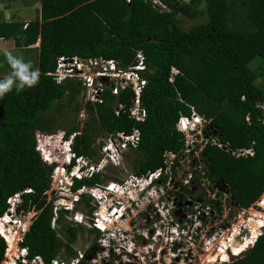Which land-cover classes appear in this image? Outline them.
Segmentation results:
<instances>
[{"label":"trees","instance_id":"obj_1","mask_svg":"<svg viewBox=\"0 0 264 264\" xmlns=\"http://www.w3.org/2000/svg\"><path fill=\"white\" fill-rule=\"evenodd\" d=\"M15 1L39 2L37 14L25 27L24 20L0 19V38L12 39L22 49L38 43L33 68H39L40 79L34 87L19 93L13 89L0 97V216L10 195L31 188L21 195L18 207L36 211L21 242L28 258L40 256L50 263L62 248L68 256L76 254L72 243L80 227L65 224L67 211H59L61 229L51 226L53 201L46 191L53 165L42 161L35 139L36 132L51 130L53 104L64 97L71 103L82 88L80 80L56 83L48 74L60 56L114 59L121 68L135 64L138 51L144 57V70H137L144 78L140 95L144 119L129 116L135 97L131 87L117 94L104 89L101 102L86 104L89 119L72 145L77 154H95L93 135L129 133L136 127L139 166L142 171L153 170L163 164L166 151L183 155L184 134L175 123L180 115L195 111L208 121L205 135L228 142L232 149H253L252 155L235 157L207 143L199 160L211 181L227 183L233 201L243 207L264 192V110L260 107L264 78L259 79L264 74V0H236L241 10L235 0H159L164 8L150 0H0L8 6ZM201 1L204 7L197 10L194 4ZM199 14H205L206 20L182 28L180 16ZM252 62L259 64L258 71ZM11 71L10 67L8 74ZM118 104L123 108L116 114ZM70 109L77 113L80 105ZM73 131H77L75 124L62 138ZM101 180L95 174L76 180L73 188ZM82 202L90 207L84 197ZM91 231L98 235L97 230ZM5 249L0 236V263ZM221 264H264V233L242 257Z\"/></svg>","mask_w":264,"mask_h":264},{"label":"built area","instance_id":"obj_2","mask_svg":"<svg viewBox=\"0 0 264 264\" xmlns=\"http://www.w3.org/2000/svg\"><path fill=\"white\" fill-rule=\"evenodd\" d=\"M150 1L165 7L159 0ZM135 56L137 62L127 68H121L114 59L60 56L55 70L48 74L56 83H62L66 78L80 80L82 88L79 94L85 104L101 102V94L106 88L117 94L121 89L131 87L135 97L133 106L128 109L129 116L143 120L146 112L141 106L140 95L144 78L136 69L144 67V57L140 51ZM260 107L264 110V104ZM122 108L118 104L115 113L118 114ZM207 123L195 111L189 116L180 115L175 128L184 134L183 155L166 151L163 164L147 171L141 170L139 157L134 158L133 169L126 168L115 178L103 177L108 167H123L127 151L139 154L136 149L140 132L136 127L129 133L115 131L103 134L97 140L100 155L93 145L94 155L77 154L73 150L79 131L63 138L66 133L56 137L49 131L36 132V150L42 161L48 165L59 161L52 169L50 187L46 191L55 196L51 226L59 229V211L68 210L80 202V194L83 193L89 197L91 211L83 213L77 210L72 216L67 212L66 221L70 225L82 224L98 231L95 247L89 254L86 250L79 251L67 260L53 258L50 264H193L200 256L203 259L199 264H215L222 261H208L207 258L231 248V244H245L242 252L252 247L256 237L264 233V222L260 224L257 219L259 227L255 236H251L247 223L253 212H264V192L250 206H239L233 201L227 183L212 182L206 175L199 155L207 143L215 144L235 157L252 155L253 149H232L228 142L205 135ZM72 158L74 162L70 161ZM83 164L86 165L84 172L79 169ZM94 173L100 175L102 180L99 183L72 189V176L84 174L91 177ZM24 191H31V188ZM67 195L70 200L66 199ZM20 196L21 192H15L7 198L9 209L20 200ZM31 212L36 213L34 210ZM4 216L0 217V223ZM235 232V241H232ZM22 238V235L18 237L17 246ZM8 249L9 242L5 255ZM10 263L31 264L19 254L3 259V264Z\"/></svg>","mask_w":264,"mask_h":264},{"label":"rangeland","instance_id":"obj_3","mask_svg":"<svg viewBox=\"0 0 264 264\" xmlns=\"http://www.w3.org/2000/svg\"><path fill=\"white\" fill-rule=\"evenodd\" d=\"M236 1V0H235ZM2 7V5L0 4V8ZM39 7V2H34L32 4L26 5L23 2L20 1H15L13 2L10 6H8L7 8L9 9L8 12L10 10H13L12 12L15 13L13 14L16 18H19L20 16L25 17L27 16V18H33L35 16V14H37V9ZM194 7L197 10H201L204 7V1H201L199 3L194 4ZM235 7L237 8V10H241V7L238 6V2L236 1V5ZM12 13H9L8 15H4V17H8L10 16ZM9 18V17H8ZM206 20V15L205 14H199L197 16H195L194 18H186L184 16H180V24L182 26V28L184 30L189 29L190 27H192L193 25L199 23V22H203ZM238 19H236L237 21ZM37 49L34 48L31 51H29L28 53H20V51H17L13 56L16 57H22L26 62L27 61H31L32 65L34 63H36L37 61ZM1 59V58H0ZM251 67L254 68L255 70H259V64L256 62H252ZM259 73V72H258ZM264 78V74H259V79ZM68 98L65 97L64 99L56 102L55 104H53V109L50 111L49 116L50 118H52V120H54L53 124H52V128L51 130H49L51 135H54L56 137H60L63 134H65L67 132V129L72 126V125H76L77 126V131L82 132L83 128L86 126V122L89 119V110L86 107V104L83 100V98H81V94L78 93V95L75 97V99L69 103L68 102ZM73 104H79L80 105V110L76 113L74 111H72L70 109V106H72ZM58 106H60L61 108L59 109ZM102 134H96L93 135V142L92 145L94 146L95 151H97V154H101L99 152V147L97 145V140H100ZM190 137V136H189ZM92 147V146H91ZM139 157V154H134L132 151H127L125 153V157L123 158V167H108V169L106 170V173H104V178H109V177H118L119 175H121L124 172V169H133V162H134V158ZM48 195H47V199L50 200L53 198V195L50 193V191H48ZM56 195V194H55ZM85 199H87V201L89 202V197L86 198V196H84ZM55 198V196H54ZM76 209L85 213L86 210L89 211V207L84 203V202H78L76 204ZM33 212H26L24 215L20 216L22 225H29L31 222V216L33 215ZM65 221H66V217H65ZM65 224H68L67 221L65 222ZM70 225V224H69ZM71 225L73 226H77L80 227L77 233V238L75 240V242L72 243V248L73 250L76 252V254L79 251H85L88 248H90V246L95 247L96 244V236H95V232L91 231L90 229L86 228L85 226H83L82 224H77V223H72ZM59 228L61 229L62 226L60 225ZM15 230L17 231V233L13 232L11 230V233L9 234L10 240H14L13 243L11 242L9 245V255H5V258H13V256H17V254H19V247L16 244V241L18 239V237L20 235H22V232L18 230V228L16 227ZM74 256V255H73ZM58 257L62 258L64 260H67L69 258H72V256H68L65 252V250L62 248L59 253H58ZM203 256H200V259L196 258V260L193 262V264H199V260H202ZM186 262H188V260H186ZM219 262H216L215 264H218ZM0 264H3V260ZM189 264V263H187ZM200 264H204V263H200Z\"/></svg>","mask_w":264,"mask_h":264},{"label":"clouds","instance_id":"obj_4","mask_svg":"<svg viewBox=\"0 0 264 264\" xmlns=\"http://www.w3.org/2000/svg\"><path fill=\"white\" fill-rule=\"evenodd\" d=\"M5 55L7 57L8 63L10 65L12 71L10 72V74H8L5 77H3V79H0V97H3L6 93H9V92L13 91V89H15L17 93H19V92L23 91L26 87H34L35 85H37L39 83L40 70H39V68H33V65H32L31 61H27L26 62L22 57L13 56L9 52H6ZM144 67L142 69H136V70H144ZM70 161L74 162V158L70 159ZM58 162L59 161H54V163L52 164L53 167ZM85 167H86V165L83 164V165H80L79 169L82 172H84ZM95 174H97V173H94V175ZM91 177H88V176L82 174L79 177L72 176V180L75 183L76 180H83V179L91 178ZM73 186H72V189L75 190L76 188L74 189ZM146 186L148 187V185H146ZM19 192H21V195H22L26 191L23 190V191H19ZM28 192H30V191H28ZM80 196H81L80 200L82 201V198L85 196V194L82 193V194H80ZM65 197H66L67 200L71 199V197L69 195H67ZM52 201H53V205H54V196L52 198ZM21 202H22V197L20 196V200L17 201L16 204L11 206L10 209H9L10 204L7 202L8 203V207H7L6 211L1 215V216L6 215V216H4L5 219H3L2 223H0V236H2L3 239L6 242V248H7V242H9V241L5 237V233H4L5 230H6V232H10L11 233V230H12L13 232L17 233V231L15 230V228L17 227L18 230L22 232V237H23L24 233L26 232V230L28 229V227L30 225V224L29 225H27V224L26 225H22L20 216L24 215L26 212H30V211H33V210H28V211L22 212L21 211L22 209H18V207L20 206ZM77 203L78 202H76L72 208H70L68 210H66V209H64V210H66L72 216L74 214V212L77 211V209H76V204ZM33 216L34 215H32L30 217L31 221H32ZM260 235L261 234H259L256 237V240H257V238ZM256 240H255V242H256ZM13 241L14 240H12V241L10 240L9 245ZM21 242H20V244L18 246L19 247V257L27 258L30 261L31 264H35V263L36 264L37 263L50 264V263L45 262L42 258H40V256H34L32 258H28L27 257V255H28L27 248L22 246ZM21 248H24L25 250L22 251ZM246 250H248V249H245L244 251H246ZM5 252H6V249H5ZM56 258H59V257H56ZM31 260H32V262H31ZM229 261L230 260L228 259V260L219 262L218 264H221V263H224V262H229Z\"/></svg>","mask_w":264,"mask_h":264},{"label":"crops","instance_id":"obj_5","mask_svg":"<svg viewBox=\"0 0 264 264\" xmlns=\"http://www.w3.org/2000/svg\"><path fill=\"white\" fill-rule=\"evenodd\" d=\"M0 4L2 5V7L0 8V19L4 20V21H10V20H24L25 22H28L29 20L33 19V18H27V16L22 17L20 16L19 18H16L13 14L12 11L10 10L8 12V5H6V3L4 2H0ZM9 13H12L10 16L8 17H4V15H8ZM36 15V14H35ZM34 48H38V43L30 46L29 48H17L13 45V40L12 39H0V76L1 75H6L9 72V63L7 60V57L5 55L6 52L11 53L12 55H14L17 51H20V53H28L29 51H31ZM38 53V50H37ZM38 56V55H37ZM38 58V57H37Z\"/></svg>","mask_w":264,"mask_h":264},{"label":"bare ground","instance_id":"obj_6","mask_svg":"<svg viewBox=\"0 0 264 264\" xmlns=\"http://www.w3.org/2000/svg\"><path fill=\"white\" fill-rule=\"evenodd\" d=\"M253 213L254 214H252V217H251L252 220L250 219V221L247 223V225L250 227L251 236H255V234L257 233L258 227H259L258 224L259 223L262 224L264 222V219H263L264 218V212H262L260 214L258 212H253ZM257 219L260 220L259 223H257ZM4 233H5V237L10 242V237H9L10 232H6V230H5ZM235 236H236V232L233 234V238H231V239H233L232 241H235ZM245 246H246L245 244H242V245L231 244V248L227 247V250H225V251H221V252L218 251L213 258H207V260L208 261H225V260H228L230 254L233 256H235L236 254L239 255ZM9 250H10V248H9ZM9 250L7 252V255H9V253H10ZM210 257H211V255H210Z\"/></svg>","mask_w":264,"mask_h":264},{"label":"water","instance_id":"obj_7","mask_svg":"<svg viewBox=\"0 0 264 264\" xmlns=\"http://www.w3.org/2000/svg\"><path fill=\"white\" fill-rule=\"evenodd\" d=\"M246 251H247V250H246ZM246 251L242 252L241 254H239V255H237V256L229 255V260H230V261H233V260H236V259L242 257V256L246 253Z\"/></svg>","mask_w":264,"mask_h":264}]
</instances>
